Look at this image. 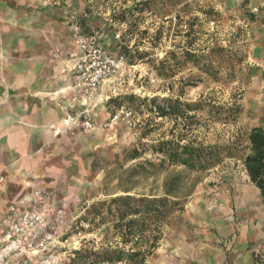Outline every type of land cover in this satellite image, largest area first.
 <instances>
[{
	"label": "rangeland",
	"instance_id": "374dc122",
	"mask_svg": "<svg viewBox=\"0 0 264 264\" xmlns=\"http://www.w3.org/2000/svg\"><path fill=\"white\" fill-rule=\"evenodd\" d=\"M33 5L77 25L82 34H96L132 67L129 94L114 102L129 109V127L118 121L101 126L98 134L62 141V154L45 173L51 203L67 204L69 235L76 236L79 250L115 245L112 233L78 220L91 205L116 196L167 197L177 208L144 264H252L264 250V199L241 159L249 130L264 126V0H34ZM56 51L66 50L55 48L51 61H60L53 58ZM164 98L179 101L185 115L160 117L157 107ZM236 106L234 121L229 112ZM169 140L229 153L208 169L160 164L152 148ZM134 148L143 153L131 160Z\"/></svg>",
	"mask_w": 264,
	"mask_h": 264
},
{
	"label": "crops",
	"instance_id": "0c3cea01",
	"mask_svg": "<svg viewBox=\"0 0 264 264\" xmlns=\"http://www.w3.org/2000/svg\"><path fill=\"white\" fill-rule=\"evenodd\" d=\"M33 1L0 0V213L5 205L17 203L52 219L58 203H51L44 181L50 160L62 154V141L69 144L101 132L111 111L104 94H96L88 102L92 130L59 124L65 113L79 111L81 105L70 64L51 61L50 54L57 47L73 49L80 30L55 20L52 12L37 11ZM50 124L56 129H49Z\"/></svg>",
	"mask_w": 264,
	"mask_h": 264
},
{
	"label": "built area",
	"instance_id": "2783aa9c",
	"mask_svg": "<svg viewBox=\"0 0 264 264\" xmlns=\"http://www.w3.org/2000/svg\"><path fill=\"white\" fill-rule=\"evenodd\" d=\"M55 60L70 64L72 87L80 100L81 109L67 112L59 121L64 129L81 125L84 130L94 128L88 102L96 94L110 100L129 94L132 67L122 54L111 53L96 34H78L74 48L53 53ZM152 76V74H151ZM123 121L129 127V109L112 108L102 127ZM56 129V124L48 125ZM4 178L0 176V212ZM38 195V192H36ZM67 204L61 202L53 218L37 210L21 209L19 204H7L0 213V264H62L80 249L76 236H70Z\"/></svg>",
	"mask_w": 264,
	"mask_h": 264
},
{
	"label": "trees",
	"instance_id": "16d2710c",
	"mask_svg": "<svg viewBox=\"0 0 264 264\" xmlns=\"http://www.w3.org/2000/svg\"><path fill=\"white\" fill-rule=\"evenodd\" d=\"M118 99L120 98L108 102L113 104L115 110L119 107V103L114 105ZM124 99L128 100L129 97ZM151 102L155 103V100ZM162 102L163 106L157 107V114L160 117L168 116L176 120L185 115L178 108L179 101L164 98ZM229 113L235 121L239 113L238 106L230 108ZM152 151L159 154L160 164L167 162L171 165L199 169L214 167L222 160L223 154L229 153V149L219 146L190 148L174 140L160 142L153 146ZM142 153L134 148L129 151V158L139 159ZM241 163L249 181L264 199V126H254L249 130L246 152ZM177 205L167 197L131 195L116 196L110 201L91 205L78 220L87 222L95 228L103 227L105 235L112 233L116 239L115 245L109 248L101 247L97 251H73L68 264H144L158 248L162 239L161 229ZM252 264H264V250L255 254Z\"/></svg>",
	"mask_w": 264,
	"mask_h": 264
}]
</instances>
